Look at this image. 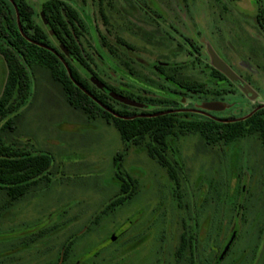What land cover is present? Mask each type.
<instances>
[{"label":"rangeland","instance_id":"rangeland-1","mask_svg":"<svg viewBox=\"0 0 264 264\" xmlns=\"http://www.w3.org/2000/svg\"><path fill=\"white\" fill-rule=\"evenodd\" d=\"M146 1L71 0L84 23L82 43L103 80L126 94L146 96L119 72L132 69L138 80L170 90L173 85L155 68L161 63L179 77L204 82L208 100H216L205 107L195 104L202 103L205 95L194 94L192 107L218 117L242 116L253 103L231 84L212 79L210 44L238 77L260 92L259 101L264 102V32L255 23L251 4L264 5V0H155L160 10L154 11L168 14L167 23L144 13L141 3ZM27 2L35 11V21L44 26L39 0ZM101 7L108 23L100 15ZM173 24L194 39L198 59L169 28ZM96 40L105 41V58ZM7 73L0 54V95ZM28 73L30 97L0 135L8 145L51 155L53 166L46 178L11 206L7 191L0 189V264H178L173 256L184 228L195 237L199 257L194 263L217 264L226 233L245 218L250 222L244 237L221 264H230L243 248L253 250L255 214L246 210L238 218L234 208L240 199L245 208L255 204L253 193H262L264 147L258 136L230 146L207 144L199 134L170 137L167 155L181 187L176 193L167 170L149 155L145 143L126 145L112 122L90 118L72 107L48 68L36 66ZM118 173L136 180L137 194L113 211L101 213L120 192ZM242 190L248 193L245 198L239 195ZM129 224L131 228H125ZM206 242L209 250L202 255ZM66 248L69 253L63 262ZM241 264H256V260L246 255Z\"/></svg>","mask_w":264,"mask_h":264},{"label":"trees","instance_id":"trees-1","mask_svg":"<svg viewBox=\"0 0 264 264\" xmlns=\"http://www.w3.org/2000/svg\"><path fill=\"white\" fill-rule=\"evenodd\" d=\"M102 14L107 23L105 13ZM34 15L35 11L27 0H0V54L8 68L4 90L0 95V133L11 127L12 115L30 97L31 79L28 69L40 66L48 68L54 80L62 85L72 107L82 110L90 118L101 117L112 122L126 145L142 146L148 140L150 155L167 170L176 186H179V180L166 154L167 141L172 136L199 134L208 144H231L256 135L264 146V109L238 121H220L206 117L190 119V113L138 115L137 109L116 101L100 87L102 85L129 100L144 103L103 81L87 63L77 40L81 33V21L76 8L67 0H40V16L44 26L35 21ZM51 37L64 47L63 51L52 47ZM61 58L67 63L72 77L79 85L73 81ZM181 85L192 88V84ZM195 86L199 90L204 89L203 84L196 83ZM179 101L180 98L171 99L174 103ZM171 109L169 107L154 113ZM115 161L119 163L118 158ZM52 166L51 155L28 152L8 145L0 135V189L7 191L9 206L26 196L33 186L46 178ZM117 177L121 182L120 192L101 213L113 211L137 194L138 186L133 177L123 176L121 173Z\"/></svg>","mask_w":264,"mask_h":264},{"label":"flooded vegetation","instance_id":"flooded-vegetation-1","mask_svg":"<svg viewBox=\"0 0 264 264\" xmlns=\"http://www.w3.org/2000/svg\"><path fill=\"white\" fill-rule=\"evenodd\" d=\"M67 2L71 6H73L71 4V0H67ZM141 4H142L141 8L144 10V13L147 16H154V17L160 19L161 21L167 23V19L169 18L168 14H166V13L161 14L158 11H154L155 8L160 10V6L158 5V3L155 0H147L145 3H141ZM251 4L254 7L253 18L255 20V23L257 24L259 30L264 32V5H262V3L260 4V3L255 2V1H253ZM39 6H40V0H39ZM77 12L79 14L78 10H77ZM103 12L105 13V11H103V8L101 7L100 8V15L102 16V18L104 20V16L102 14ZM105 15H106L107 20H108V16L106 13H105ZM79 18H80V14H79ZM86 20L88 21V19H86ZM80 21H81L80 24L79 23L78 24H79V29H80L81 33L77 39L78 44L83 50V54H84L85 58L87 59V63L93 69L91 62H90V58H89L88 54L86 53L85 47L82 43V38L84 36V23H83L82 18H80ZM104 22H105V20H104ZM178 23L182 24L183 22H178ZM169 28L171 30L175 31L176 33H178L179 37H181L184 40V42L187 44L190 52L198 59L200 56V52H199V47L196 45V42L194 41V39L186 37L182 32H180L178 29H176V26H174V24L169 26ZM93 31H96V30L93 29ZM103 40H104V38H103ZM119 40L125 46H127L129 48H133V46L130 43H128L127 41L122 40V39H119ZM96 42H97V49H98L100 56L105 58V56L103 55L104 53H102V48L106 44L105 41H103L102 44L101 43L99 44L98 40H96ZM51 44H52V47L56 50H61V51L64 50L63 49L64 47H62V45H60L58 42H56L52 37H51ZM209 48L213 49L214 51L216 48H214L210 44L207 45V53H208L209 58H210V70H211L212 79L215 81H220L223 83L227 82V83L231 84L244 97H246V99L249 102L253 103L251 110L248 111L246 114H244L242 116H238V117L237 116L236 117H234V116H232V117H218L206 109H199V108L197 109V108L192 107L190 104L194 105V102H192L190 100L194 94H202V95L204 94L205 95V96H201V98H204L202 103H197V102L195 103V104H199V105L203 104L205 107H208V105L213 104L214 102H216V100H208L207 94L209 93V90L206 88V85L204 82H199V81L179 77V75H176L177 73H170L169 71H167L161 63H157L155 65V68L163 80H165L168 83L173 85V88L170 90H165V88H157V87L151 86V85H149L143 81L138 80L136 77L133 76L134 73H133L132 69L130 70L129 73H124L123 71H119L121 74H123L132 83H135L136 85H138L139 88L143 91V93L146 94V96H140V95L135 96V95L129 94V95L133 96V98L135 100H138V99L143 100L145 104L144 103H140V104L142 106L146 105V107H142V106L138 107V106H132V105H128V106H131L132 108L137 109L136 113L138 115H148V116L155 115L156 116V115L162 114L163 111H161V113H154L155 111H160V110H164L165 108L171 107L172 108L171 110H166V111L167 112L168 111H174L172 113H180V114L190 113V114H192V115L188 116V118H190V119H197L200 117H206L209 119L224 120V121H234V120L243 118L252 112L255 113L258 110L264 109V102L259 101L260 96H261L260 92H258L255 88H253L249 81H243L240 77H238L234 73L237 76V78L240 80V83H237V82L231 80L226 74H224L223 72H221L220 70H218L217 68L214 67V65L212 63L211 56L209 54ZM67 57H69L68 54H67ZM109 62L111 64V66H113L117 70L116 66L113 63H111L110 60H109ZM93 70L95 71V69H93ZM215 70H217L220 73H217ZM103 81H105V80H103ZM196 83L203 84L204 89L203 90L197 89L195 86ZM181 84H192V88H187L185 86H182ZM242 86L246 87L249 92L247 93ZM116 89L120 90L118 88H116ZM103 91L106 92V90H103ZM110 91L112 92V95H110L109 93L108 94L113 99L120 102L113 95H118V96H124V95H121L118 92H115L113 90H110ZM120 91H122V90H120ZM149 94L152 95V97H149L148 96ZM176 98H180L181 101H179L177 103L171 102V99L173 100ZM136 102L139 103L138 101H136ZM159 105L164 106V108H158ZM182 110H184V111H182ZM237 141H235V142H237ZM235 142H233L231 144L224 143V142H221V143H223L225 146H230V145L234 144ZM144 143L146 144V147L148 150L149 141L146 140ZM167 143H168V150H169V140L167 141ZM168 150H167L166 154H168ZM148 153H149V151H148ZM149 155H150V153H149ZM167 157L171 162V159L169 158L168 155H167ZM175 190H176V193H178L181 190L180 185L176 186ZM247 194L248 193L246 192V190H245V192L243 190L239 191V195L244 196L243 198H245ZM253 195L255 196V201H254L255 204H252L251 206H248L247 208H245L246 207L244 205L245 201L240 199L238 204H236L237 207L235 206L234 211L237 212V216L239 218V215H241V213L243 211L245 212L246 210L247 211L253 210V213L255 214V216L251 220V222H252V228H253V230H252L253 236L252 237H253L254 248L250 252H249V249L243 248L240 251V253H238V256L236 258H234L230 264H241L244 256H246V255H249V256L252 255V260H256V264H258V263L264 264V177L262 180V193L260 195H258V194L256 195L255 193H253ZM256 198L258 199V202L256 201ZM249 222H250V220L245 218V219L241 220L240 224L235 223V226L231 227V231L226 233L224 239L222 240V246L219 249V251L216 255V258H215V262L217 264H221L223 262L225 255L228 253V251H230L232 246H234L236 244V242L240 241V238L242 239L244 237V234L246 232L245 227L247 226V224H249ZM125 228L129 229V228H131V225L130 224L126 225ZM207 238H208V236H207ZM194 239H195L194 235H189L187 232V229L184 228V230L179 235L178 244L175 246V252H174V256H173V259L178 264H195L194 262H195V260L198 259L199 255L197 254V250L194 248L195 247L194 246ZM205 241H206V238H205ZM207 244H208L207 242L205 243V245L203 244V252L200 251V252H202V255L205 254L204 252L209 250V246ZM68 251H69V249H67V248L64 250L63 262L66 260V258L68 256V253H69Z\"/></svg>","mask_w":264,"mask_h":264},{"label":"water","instance_id":"water-1","mask_svg":"<svg viewBox=\"0 0 264 264\" xmlns=\"http://www.w3.org/2000/svg\"><path fill=\"white\" fill-rule=\"evenodd\" d=\"M15 7H16V5H15ZM16 10H17V7H16ZM19 25H20V22H19ZM209 54H210V56H211L212 63H213V65H214L215 68H217L218 70H220L221 72H223L224 74H226L231 80H233V81H235V82H237V83H240V80L237 78V76L234 74V72L230 69V67H229L226 63H224V62L222 61V59L216 54V52H215L213 49L209 48ZM61 59H62V61H64L63 58H61ZM64 63H65V66H66L67 69H68V72H69L70 76L72 77V74H71V71H70V69H69V66L67 65V63H66L65 61H64ZM72 79H73V81H74L77 85H79V84L74 80L73 77H72ZM100 87L103 88L104 90H106L107 93H109L110 95H112V92H111L110 90H108L106 87H104V86H102V85H100ZM242 87L245 89V91H246L247 93L249 92L248 89H247L246 87H244V86H242ZM82 89H83V88H82ZM113 96H114L116 99H118L120 102L124 103V104L132 105V106H138V107H141V106H142L140 103H137V102H135V101L129 100V99L123 97V96H118V95H113ZM108 110H109L110 112H112L113 114H115V115L118 116V114L114 113L112 110H110V109H108ZM182 111H184V110H182ZM172 112H174V111H168V112H164V113H162V114L172 113ZM253 113H254V112L250 113L249 115H247V116H245V117H243V118L237 119V120H235V121H238V120H244V119L250 117ZM220 121H224V120H220Z\"/></svg>","mask_w":264,"mask_h":264}]
</instances>
